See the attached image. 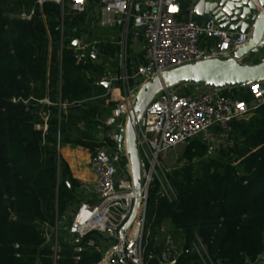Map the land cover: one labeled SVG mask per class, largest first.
Segmentation results:
<instances>
[{
  "label": "trees",
  "instance_id": "1",
  "mask_svg": "<svg viewBox=\"0 0 264 264\" xmlns=\"http://www.w3.org/2000/svg\"><path fill=\"white\" fill-rule=\"evenodd\" d=\"M36 1L0 0V264H97L103 255L87 240L79 261L64 244L55 259L41 227L69 212L80 186L59 148L102 146L96 127L110 109L99 84L103 69L78 62L70 39L79 37L83 22L67 21L62 34L56 4L45 3L30 22L10 18ZM64 102L66 110L59 106ZM43 112L49 113L46 134L38 129ZM231 139L233 147L214 158H206L199 142L186 147V167L168 176L178 191L174 202L158 195V185L151 189L146 258L161 254L162 238L154 239L165 223L186 238L189 253L179 264H202L193 250L199 238L215 263L246 264L264 254V105L232 123Z\"/></svg>",
  "mask_w": 264,
  "mask_h": 264
},
{
  "label": "built area",
  "instance_id": "2",
  "mask_svg": "<svg viewBox=\"0 0 264 264\" xmlns=\"http://www.w3.org/2000/svg\"><path fill=\"white\" fill-rule=\"evenodd\" d=\"M48 2L61 9L62 34L67 21L82 20L79 37L70 39L71 48L78 62L87 60L103 69L99 84H108L106 98L113 107L110 116L96 127L95 140L102 146L94 152L89 150L92 189L80 184L77 193L82 197L75 209L57 215L54 224L42 225L46 242L52 241L50 248L55 259L64 244L73 248L77 254L75 262L79 261L78 255L85 249L80 244L87 240V247L103 255L97 264H179L189 253L187 241L181 231L183 244H179L167 225L158 228L154 239L159 242L162 238L161 254L157 256L151 251L146 258L151 189L158 185V195L168 202L178 198V191L169 181L165 158L195 141L206 147L207 158L232 148V123L250 119L264 105V82L245 88L193 86L187 93L174 88L159 93L136 125L141 166L139 191L135 190L126 141L120 145V135L126 131L129 115L145 84L188 65L228 60L248 46L250 35L223 31L211 18L199 24L193 6L184 14L181 0H37L35 5L10 18L30 22L38 10L43 14V6ZM95 32H109L111 36L107 40L93 39ZM107 49L113 50L111 55L106 54ZM240 62L247 64V59ZM41 103L52 105L48 100ZM59 106L63 110L69 107L66 102ZM41 116L44 124L38 129L46 134L49 113L43 112ZM134 210L135 218L121 238ZM108 231L115 233L114 238L101 236ZM193 250L202 264H221L213 262L200 238ZM246 264H264V254Z\"/></svg>",
  "mask_w": 264,
  "mask_h": 264
},
{
  "label": "water",
  "instance_id": "3",
  "mask_svg": "<svg viewBox=\"0 0 264 264\" xmlns=\"http://www.w3.org/2000/svg\"><path fill=\"white\" fill-rule=\"evenodd\" d=\"M192 2L194 14L199 18H211L218 27L231 34L250 35L248 46L233 54L228 60H208L164 73L160 78L145 84L140 90L134 110L130 113L126 131L120 135L119 143L126 141L132 165L135 190L141 189V166L136 147V125L154 98L165 89L179 84L204 88H245L264 82V0H188ZM76 42L73 47H76ZM256 65L242 64L244 59H257ZM108 88V84H102ZM124 152L125 148L121 146ZM136 215L134 210L129 222L122 229L124 238ZM105 239L115 236L113 231L101 235Z\"/></svg>",
  "mask_w": 264,
  "mask_h": 264
},
{
  "label": "crops",
  "instance_id": "4",
  "mask_svg": "<svg viewBox=\"0 0 264 264\" xmlns=\"http://www.w3.org/2000/svg\"><path fill=\"white\" fill-rule=\"evenodd\" d=\"M184 14L191 8L192 2L188 0H181ZM195 19L199 24L206 23L210 18H199L195 15ZM104 33V32H101ZM260 58L257 59H247V65H256L260 62ZM107 89V88H105ZM73 145H65L59 148V154L62 159L69 165L72 176L79 184H85L87 187L92 189L94 178L90 172L89 164L91 161V154L89 149L83 147L73 148ZM69 153V159H73L71 162L65 153ZM73 162V163H72Z\"/></svg>",
  "mask_w": 264,
  "mask_h": 264
},
{
  "label": "rangeland",
  "instance_id": "5",
  "mask_svg": "<svg viewBox=\"0 0 264 264\" xmlns=\"http://www.w3.org/2000/svg\"><path fill=\"white\" fill-rule=\"evenodd\" d=\"M93 39H99V38H102V39H109V37L111 36V34H109V32H104V33H101V32H95L93 35ZM193 88V85H184V84H179L177 85L176 87H174V89H177L179 92L181 93H187L189 92V90H191ZM105 99V102H106V108L109 106L110 109L105 113V115L103 116V121L108 118V116H110L111 114V110H112V105H110V101H109V98H106V94L104 95V98ZM79 128L83 130V126H81V124L79 125ZM73 136H75V134H73ZM73 148H76V146H72ZM186 147L187 146H184V147H181V148H177L176 150L170 152L169 154H167L166 158H165V162H166V165H167V168L170 170L169 172V175L174 171V170H181L183 169L184 167H186L187 165V162L185 161V158L183 157L184 155V152L186 150ZM207 158V157H206ZM200 162V159L196 158L194 160V163H198ZM73 163V162H72ZM81 193H77V199H76V202L73 203L71 205V208L72 209H75L76 207V204L79 202V200L81 199ZM164 225H167L169 228H171V230L174 232V229L173 227L170 225V224H164ZM176 236V239H177V242L179 244H183V238L181 235H175ZM62 242V239H60ZM52 244V241L51 242H46L45 246H51Z\"/></svg>",
  "mask_w": 264,
  "mask_h": 264
}]
</instances>
